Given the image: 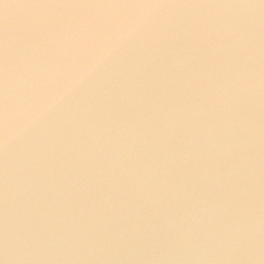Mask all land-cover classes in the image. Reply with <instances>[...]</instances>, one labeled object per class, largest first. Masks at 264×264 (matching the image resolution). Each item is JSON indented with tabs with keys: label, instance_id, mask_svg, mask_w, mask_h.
Returning a JSON list of instances; mask_svg holds the SVG:
<instances>
[{
	"label": "water",
	"instance_id": "obj_1",
	"mask_svg": "<svg viewBox=\"0 0 264 264\" xmlns=\"http://www.w3.org/2000/svg\"><path fill=\"white\" fill-rule=\"evenodd\" d=\"M0 264H264V0H0Z\"/></svg>",
	"mask_w": 264,
	"mask_h": 264
}]
</instances>
